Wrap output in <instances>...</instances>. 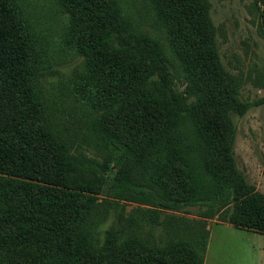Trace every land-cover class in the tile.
Instances as JSON below:
<instances>
[{
    "label": "trees",
    "instance_id": "trees-1",
    "mask_svg": "<svg viewBox=\"0 0 264 264\" xmlns=\"http://www.w3.org/2000/svg\"><path fill=\"white\" fill-rule=\"evenodd\" d=\"M51 1L67 18L64 45L83 57L77 101L83 117L94 118L93 141L104 161L72 159L75 134L56 118H48L35 93V79L42 69L33 58L35 34L30 32V22L18 0H0V247L4 264H26L33 250V259L41 264H202L208 231L192 247L178 236L182 219L159 218L163 210L200 202L206 206L202 211L207 217L264 234V195L253 192L235 167L230 119L231 113L242 115L263 104L264 94L243 100L218 72L208 70L195 80L197 101L183 107L169 87L168 60L159 44L146 34L125 29L112 0ZM157 1L167 10L174 36H181L175 43L182 59L191 64L208 55L192 46L195 39L208 46L207 37L212 35L201 1ZM260 1L259 26L264 29V0ZM153 64L156 83L148 88L146 73ZM155 86L158 96L152 94ZM184 113L194 117L206 147L203 181L200 175L198 181L192 177L188 161L176 155L171 145L172 121ZM176 144L183 150L182 142ZM108 161L117 169L111 196L139 205L127 218L117 216L116 223L102 232L101 241L96 227L105 222L113 205L96 200L106 184ZM77 174L88 178L74 179ZM140 182L150 190L133 184ZM121 222L134 235L129 232L124 246L115 252V241L124 229ZM142 222L161 224L163 232L172 236L171 230L173 236L160 247L138 234ZM8 225L25 232L5 238L3 230Z\"/></svg>",
    "mask_w": 264,
    "mask_h": 264
},
{
    "label": "rangeland",
    "instance_id": "rangeland-1",
    "mask_svg": "<svg viewBox=\"0 0 264 264\" xmlns=\"http://www.w3.org/2000/svg\"><path fill=\"white\" fill-rule=\"evenodd\" d=\"M18 1L22 14L30 22V32L35 34L33 58L42 69L35 79V93L44 104L48 118H56L59 125L64 126L69 133L75 134L77 142L70 152L74 162L82 163L84 159L103 162L104 156L96 149L93 141L94 118L90 116L91 121L83 117L79 110L77 98L80 95L76 92L80 86L78 77L83 67V57L74 55L73 51H69L64 45L67 27L65 14L60 13L51 0ZM200 1L206 8L212 35L207 37L208 46L195 39L192 46L198 47L200 53L207 52L208 55L193 63L191 61V64H187L181 57L182 50L179 51V44L175 43V39L181 36H174L172 21L163 4L157 0H112L111 6L125 29L146 34L159 44L168 60L166 65L169 70V87L183 107L197 101L195 80L208 70L218 72L220 78L235 89L243 100L261 97L264 94V29L259 26L261 1ZM155 68L153 64L147 69L148 88L156 83ZM158 90L159 87L155 86L152 94L158 96ZM230 119L234 128L232 155L235 167L252 186L253 192L264 195V103L250 107L242 115L231 113ZM172 123L174 124L169 134L171 145L177 150L175 154L188 161L191 175L196 181L198 175L199 180L203 181L202 156L206 147L201 141L194 117L184 113L176 116ZM177 142H182L184 151L177 149ZM174 163L179 165L177 161ZM116 170L115 165L108 161L106 184L96 197L99 203L113 202L108 208V218L96 227V231L101 233V241L102 232L116 223L117 216L127 218L139 205L131 200L115 199L111 196V183ZM73 178L87 179L88 176L77 174ZM142 180L147 182L143 178ZM133 184L137 188L147 186L141 182ZM202 184L204 185L203 182ZM145 188L150 190V186ZM204 202L207 203L208 200ZM205 208L202 202L196 206H181L176 210H163L159 218L163 220L177 216L182 219L178 236L192 247L201 240L203 231H208L202 264H264V234L233 227L215 216L207 217L202 211ZM122 222L120 224L124 229L121 237L115 241V252L124 246L130 233L133 234ZM142 223V233L138 234L147 241L153 240L160 247L173 236L171 230L172 236L167 231L163 232L164 226L161 224ZM24 232L25 230H17L10 225L3 230L5 238L21 236ZM3 255L0 247V264H4ZM34 256V250L29 251L25 263L41 264L40 259V262L33 259Z\"/></svg>",
    "mask_w": 264,
    "mask_h": 264
}]
</instances>
